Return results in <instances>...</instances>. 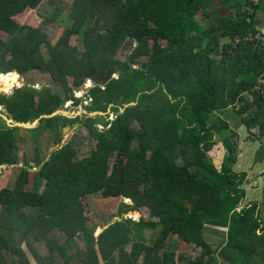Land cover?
Masks as SVG:
<instances>
[{
	"label": "trees",
	"instance_id": "obj_1",
	"mask_svg": "<svg viewBox=\"0 0 264 264\" xmlns=\"http://www.w3.org/2000/svg\"><path fill=\"white\" fill-rule=\"evenodd\" d=\"M45 1L53 14L44 26L16 19ZM222 1L238 9L235 18L212 21L210 0H0V30L9 37L0 39V90L7 74L17 86L19 74L34 71L51 74L63 89L23 86L2 94L4 115L34 124L69 102L93 99L89 113L116 116L42 118L27 136L0 116V166L25 164L13 186L0 173V264H31L24 245L33 243L61 257L37 254L39 264H218L219 255L228 264H264V202L243 206L249 174L236 169L237 126L218 114L238 107L239 122L264 138V47L223 42L257 30L256 14L249 22L244 12L249 4ZM67 14L73 24L54 42L45 27ZM134 43L122 60V48ZM89 81L93 87L78 98ZM76 124L95 141L89 157L79 158L77 137L42 154L35 138L49 135L61 145L65 127ZM31 142L34 162L21 156ZM94 194L133 201L100 235L85 204ZM143 208L149 220L126 218ZM207 226L227 229L221 248L207 241ZM175 236L202 253H180Z\"/></svg>",
	"mask_w": 264,
	"mask_h": 264
},
{
	"label": "rangeland",
	"instance_id": "obj_2",
	"mask_svg": "<svg viewBox=\"0 0 264 264\" xmlns=\"http://www.w3.org/2000/svg\"><path fill=\"white\" fill-rule=\"evenodd\" d=\"M72 0H65L66 4H70ZM71 10V9H70ZM53 14L51 11V7H49V4L47 1H45L39 8L37 9H30L27 10L25 13L21 14L20 16L16 17V19L26 25H31L33 27H40L44 26L46 16ZM66 13H70L69 10ZM63 15L57 24L48 25L45 27V31L51 36L52 40L54 42L58 41L60 37L63 35L65 29L73 24V21H71L69 14L67 16ZM216 22V21H214ZM0 39L7 41L9 39L8 35L0 30ZM73 45H78L81 49H83V44L81 42V39H78L77 37H74L72 40ZM127 45L122 48L120 51V58L122 60H127L130 56L131 52L137 47V43H134V45ZM20 77V84L15 86L18 81L14 82V80L9 81L10 79H7L5 82L1 83V90L0 95L2 94H13L14 90L16 88H21L23 86H32L33 84L37 85V89H49L55 93L62 91L60 85L55 84L54 79L52 78L51 74H45L40 71H34L31 73L24 74L22 77ZM14 82V83H13ZM93 82L89 81L84 89H81L77 91L76 96L78 98H84L86 93L90 91V88L93 87ZM93 103V99H84V101L79 106H74L73 102H69L64 109V111L68 112V114L74 116L78 113H83L86 111L85 106H90ZM4 109L1 112L4 114ZM88 111V110H87ZM89 112V111H88ZM111 113L108 112L106 115H98L96 118L105 117L110 115ZM221 118L228 121L231 125V128L236 129L237 126V133L238 136H234L231 138L232 144H237L238 151L240 153L239 157V163L237 166L238 171H246L248 172V183L244 186L247 190V198L246 201L243 203V206H246L248 204H251L253 202H264V138L260 136L259 129H248L242 122H239V114H238V107H232L226 110V112L218 113ZM112 120L116 118L114 114H111L110 117ZM245 118V117H244ZM242 120V117H240V121ZM100 129H103L104 126L99 124ZM109 127H106V129H109ZM25 129H22V135L27 136V133H25ZM68 137H70V140L77 137L79 140V158L84 159L89 157L92 154V151L95 147V141L90 137L89 131L86 128L80 129L79 124H76L72 126V129L67 133ZM35 138V137H34ZM30 137V140L32 142H36L39 140L41 143V151L42 154L48 155L52 153V150L59 145L54 144L51 137L48 135L40 138ZM27 144L29 148L26 146L24 147V150L21 152V156L24 159V156L27 155L29 159L34 162V159L36 157V151L35 147L32 144ZM62 145V144H61ZM220 147V148H219ZM218 153L219 156H223L222 153H224V148L222 145H219L218 147ZM216 148V149H217ZM215 152V151H214ZM213 152V154H214ZM26 153V154H25ZM217 153V152H216ZM257 161H259V164ZM25 164L22 162L19 166H0V173L6 174L8 173L11 178V186L14 185V183L17 181L21 168H23ZM36 164H32V173H36L38 171V168H35ZM262 174V176H260ZM262 177V178H261ZM34 175H32L31 185L30 189H32V183ZM133 202V201H132ZM126 204H133L130 202L129 199L121 198V197H115V198H107L105 199L102 195H90L86 200V208L89 214L92 215L93 220L95 223L99 225V229L97 231V234H100L104 230L106 226H109L116 221L121 219V214L123 211H128L131 208L124 205ZM133 211H130L126 214V216H130V218H133L135 221H140L143 218L146 220L150 219L151 212L148 208L141 209L140 216L134 217L133 214H131ZM148 234H151V232H148ZM205 236L207 241L212 244L216 249H219L223 246V243H226L228 240V231L224 228H214L211 226H207L205 229ZM174 243L177 244V249L180 253L186 254L190 259H194L198 257L199 254L202 253L201 248H197L194 245H189L188 243L182 241L177 236L174 237ZM78 245V241L76 243ZM74 245L73 251L70 252V254H73L76 250H78V246ZM81 247H83V244H79ZM43 245L39 246V249L41 250L42 254L46 255L48 254V249L44 247ZM131 248V246L129 247ZM31 259H34L33 255L31 254ZM50 256V255H49ZM54 257V256H52ZM52 257H48L46 255L45 259H51ZM55 258V257H54ZM58 262L61 261V257L55 258ZM191 261V260H190ZM34 264L36 262L33 260ZM218 264H228V262L222 258L220 255L218 256Z\"/></svg>",
	"mask_w": 264,
	"mask_h": 264
},
{
	"label": "crops",
	"instance_id": "obj_3",
	"mask_svg": "<svg viewBox=\"0 0 264 264\" xmlns=\"http://www.w3.org/2000/svg\"><path fill=\"white\" fill-rule=\"evenodd\" d=\"M210 1L212 2V5L207 10L210 13L209 18H211L212 21H216L220 17L235 18V16L238 14L237 13L238 9L232 8V7H231V9L228 8L229 5H225L222 0H210ZM236 1L240 4H243V5H247V4L251 5V0H236ZM254 27H255L254 30L261 31L264 34V0L261 1L260 5L257 9V13L255 16V21H254ZM225 41L230 42L231 39L226 38L225 40H223V42H225ZM250 98H251V102H253L252 101V100H254L253 95H251ZM259 164H261V163H259ZM260 176H262V174H260ZM100 234H101V232H100ZM100 234H97V235H100ZM32 245H33V249L28 248L27 245L25 244L24 250L26 251V253L29 257L31 264H34L33 260L36 262V264H39L38 259H37L38 258L37 254L42 255V256H46L49 254V251H48V254L44 255V254H42L41 250L39 249V246H40L39 244L33 243ZM31 254L33 255L34 259H31V256H30Z\"/></svg>",
	"mask_w": 264,
	"mask_h": 264
},
{
	"label": "water",
	"instance_id": "obj_4",
	"mask_svg": "<svg viewBox=\"0 0 264 264\" xmlns=\"http://www.w3.org/2000/svg\"><path fill=\"white\" fill-rule=\"evenodd\" d=\"M0 74H5V73L2 70H0ZM19 75L22 77L24 74H22V75L19 74ZM32 87L37 88V85L36 84H33ZM3 109H4L3 107H0V116H2L11 127H19V128L25 129V130H30V129L37 128L39 126L42 118H52V117H55V116H58V115L67 116L69 118H77V117L83 115V113H78V114H75L74 116H72V115L68 114V112H66L64 110H58L53 115L44 116V117L40 118L34 124H30V123H19V122H15L13 119H10L7 115H4V114L1 113L3 111ZM84 114L89 115L91 117H96L98 115H106L107 113H104V112L89 113L86 110V111H84ZM71 129H72V126L71 125L65 127V129H64V140L62 142V145H59L58 147L54 148L52 150V152H54L56 150H59V149H62L65 145H67L71 141L70 140V137H68V134H67ZM130 202L133 203L132 200H130ZM126 218H130V216L128 215V216H126Z\"/></svg>",
	"mask_w": 264,
	"mask_h": 264
},
{
	"label": "built area",
	"instance_id": "obj_5",
	"mask_svg": "<svg viewBox=\"0 0 264 264\" xmlns=\"http://www.w3.org/2000/svg\"><path fill=\"white\" fill-rule=\"evenodd\" d=\"M261 1L262 0H251V5H248L245 8L244 12L248 16L247 20L249 22H253V18L255 16V14L257 13V9H258ZM231 42H233L236 47H238L239 44H241V43L250 45L249 43H255V42H258L259 44L263 45V47H264V34L261 31L251 32L248 35H246L245 37L238 36L234 40H231ZM261 85H262V87L260 86L258 89L262 90L261 94L263 95V98H264V77H263Z\"/></svg>",
	"mask_w": 264,
	"mask_h": 264
},
{
	"label": "bare ground",
	"instance_id": "obj_6",
	"mask_svg": "<svg viewBox=\"0 0 264 264\" xmlns=\"http://www.w3.org/2000/svg\"><path fill=\"white\" fill-rule=\"evenodd\" d=\"M8 76H9V79H11L12 78V75H10V74H7ZM6 83V82H5Z\"/></svg>",
	"mask_w": 264,
	"mask_h": 264
}]
</instances>
